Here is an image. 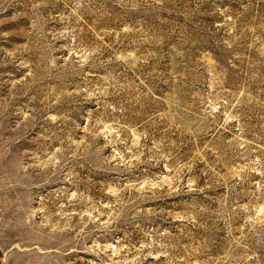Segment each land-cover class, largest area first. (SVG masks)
I'll list each match as a JSON object with an SVG mask.
<instances>
[{"label":"rangeland","instance_id":"374dc122","mask_svg":"<svg viewBox=\"0 0 264 264\" xmlns=\"http://www.w3.org/2000/svg\"><path fill=\"white\" fill-rule=\"evenodd\" d=\"M0 264H264V0H0Z\"/></svg>","mask_w":264,"mask_h":264}]
</instances>
